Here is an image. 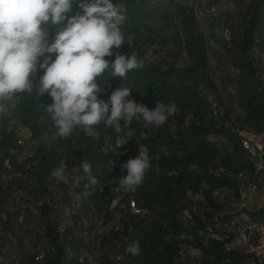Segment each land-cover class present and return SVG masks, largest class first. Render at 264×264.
<instances>
[{"label": "trees", "instance_id": "obj_1", "mask_svg": "<svg viewBox=\"0 0 264 264\" xmlns=\"http://www.w3.org/2000/svg\"><path fill=\"white\" fill-rule=\"evenodd\" d=\"M113 3L118 10L124 6L120 28L125 43L119 51L137 52L143 67L121 78L113 77L109 66L97 77L105 89L100 98L107 100L116 88L128 87V99L150 110L160 101L174 103L178 111L159 127L134 118L128 127L121 124L119 133L101 121L94 126L100 134L96 142L79 126L68 138L59 137L45 110L53 101L48 94L39 97L35 84L31 94H17L16 107L0 115V138L7 140L0 141V169L9 159L21 175L0 186V226L17 242L2 264H244L239 247H225L234 240L233 229L240 221L234 213L240 187L254 174L239 132H264V76L251 54L264 48V0L248 5L234 0L239 7L235 15L215 12L233 0ZM199 8L207 13L204 24L197 20ZM80 11L74 3L68 15ZM175 11L180 17L175 42L186 49L190 61L175 67L165 56L142 60L136 39L154 34L159 18ZM48 30L51 39L58 26L49 23ZM106 59L111 63L115 54ZM40 75L42 71L37 81ZM140 151L150 159L142 184L135 191L116 192L119 178L127 175L121 165ZM82 160L99 181L91 196L84 195L87 181L79 187L71 182L73 167ZM63 163L67 184L51 175ZM117 197L119 204L110 209ZM20 215L22 223L17 221ZM252 216L264 221L262 212ZM137 240L140 254L131 256L125 249ZM37 247L44 252L40 261L35 260ZM25 251L29 258L23 262Z\"/></svg>", "mask_w": 264, "mask_h": 264}, {"label": "clouds", "instance_id": "obj_2", "mask_svg": "<svg viewBox=\"0 0 264 264\" xmlns=\"http://www.w3.org/2000/svg\"><path fill=\"white\" fill-rule=\"evenodd\" d=\"M74 3L81 11L69 16ZM123 11L124 6L120 5L118 10L113 0H0V115H7L16 107L17 94H31L35 84L39 97L48 94L53 101L44 107L61 138H68L79 126L89 138L99 142L100 134L94 126L101 121L113 126L117 133L121 124L128 127L134 118L162 126L168 116L178 111L174 103L158 101L150 110L147 105L128 99L132 91L128 87L116 88L107 100L100 98L105 89L98 85L97 77L109 66L112 76L121 78L143 67L134 51L130 55L119 51L125 43L120 28L125 20ZM49 23L58 26L51 39ZM114 54L110 63L106 57ZM40 71L42 75L37 81ZM149 167V156L140 151L137 157L121 165L127 175L119 178L115 191H135ZM73 168V186L87 181L84 195L91 196L99 183L92 175L91 165L82 160ZM67 173L63 163L51 175L57 182L67 184ZM119 202L118 197L114 198L110 209H115ZM125 251L138 256L140 242H132Z\"/></svg>", "mask_w": 264, "mask_h": 264}, {"label": "built area", "instance_id": "obj_3", "mask_svg": "<svg viewBox=\"0 0 264 264\" xmlns=\"http://www.w3.org/2000/svg\"><path fill=\"white\" fill-rule=\"evenodd\" d=\"M176 1L186 3L191 0ZM213 10L211 9V11ZM224 35L226 38L229 37L227 29L224 30ZM25 131L29 136V131ZM239 137L241 146L246 151L252 164L254 174L252 180L242 183L240 187L239 197L234 208V213L240 216V221L233 229L234 240L225 249L230 251L233 246L239 247L245 255L244 264H264V221L252 216L253 213L259 212H262V216H264V132L256 133L243 130L239 132ZM119 145L120 143L117 141V146ZM20 176V173L15 172L9 159H5L0 169V186L5 187L13 179ZM238 176L243 178L244 175L239 173ZM131 207L135 212H139L132 202ZM23 219V215H20L17 218L18 223H22ZM0 237L3 239L0 242V264H2L4 254L8 248H15L17 242L14 234L2 229L1 226ZM43 256L44 252L40 247H37L35 260L40 261ZM11 258L16 260V254L13 253Z\"/></svg>", "mask_w": 264, "mask_h": 264}, {"label": "rangeland", "instance_id": "obj_4", "mask_svg": "<svg viewBox=\"0 0 264 264\" xmlns=\"http://www.w3.org/2000/svg\"><path fill=\"white\" fill-rule=\"evenodd\" d=\"M159 3H163L164 0H157ZM236 1V0H235ZM244 5H248L250 0H242ZM214 8V7H213ZM239 7L233 3L225 4L221 7L218 6V9L215 12L223 14L224 10H230L234 15L238 12ZM175 11L174 14L167 15L165 19L159 18V25L154 34H142L139 38L136 39L135 48L141 49L143 52L142 60L154 61L157 57L161 56L165 59L173 62L175 67L186 65L190 61V56L186 49H181L180 46L176 45L175 42V29L174 27L180 22V17ZM198 21L202 23V20L206 19L207 13H205L201 8L197 10ZM204 24V23H202ZM218 31V30H217ZM134 42V41H133ZM131 42V46L134 45ZM137 53V52H136ZM251 54L257 59L259 65V72L264 76V48H255L251 51ZM46 137V135H45ZM1 143L7 144L5 138H0ZM31 220H34V213H31ZM29 258L28 253L25 251L22 256V261L26 262Z\"/></svg>", "mask_w": 264, "mask_h": 264}]
</instances>
